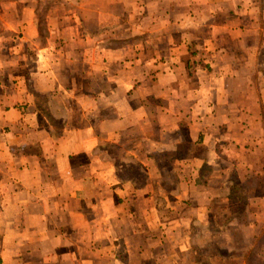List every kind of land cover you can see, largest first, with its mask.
<instances>
[{"label": "crops", "instance_id": "obj_1", "mask_svg": "<svg viewBox=\"0 0 264 264\" xmlns=\"http://www.w3.org/2000/svg\"><path fill=\"white\" fill-rule=\"evenodd\" d=\"M263 241L264 0H0V264Z\"/></svg>", "mask_w": 264, "mask_h": 264}, {"label": "rangeland", "instance_id": "obj_2", "mask_svg": "<svg viewBox=\"0 0 264 264\" xmlns=\"http://www.w3.org/2000/svg\"><path fill=\"white\" fill-rule=\"evenodd\" d=\"M232 209V211H237V212H240L239 211V209H240V205H237L235 208L233 207V208H231ZM263 244H264V241H263ZM256 250H264V245L261 247V246H259L258 247V249H256ZM259 263V259H258V257L255 255L254 257H252V259H251V264H258Z\"/></svg>", "mask_w": 264, "mask_h": 264}, {"label": "trees", "instance_id": "obj_3", "mask_svg": "<svg viewBox=\"0 0 264 264\" xmlns=\"http://www.w3.org/2000/svg\"><path fill=\"white\" fill-rule=\"evenodd\" d=\"M248 264H251V263H248Z\"/></svg>", "mask_w": 264, "mask_h": 264}]
</instances>
